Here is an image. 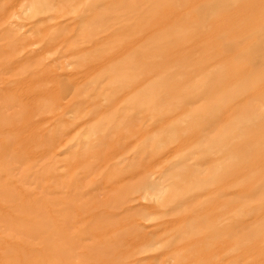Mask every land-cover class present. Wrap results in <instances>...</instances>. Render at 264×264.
I'll list each match as a JSON object with an SVG mask.
<instances>
[{
	"label": "rangeland",
	"instance_id": "1",
	"mask_svg": "<svg viewBox=\"0 0 264 264\" xmlns=\"http://www.w3.org/2000/svg\"><path fill=\"white\" fill-rule=\"evenodd\" d=\"M234 2L0 0L2 244L30 206L74 247L57 244L58 264H264V128L248 122L264 96L244 91L208 122L199 110L237 81L196 93L227 64L208 48L264 40V14ZM219 6L229 25L204 21Z\"/></svg>",
	"mask_w": 264,
	"mask_h": 264
},
{
	"label": "bare ground",
	"instance_id": "2",
	"mask_svg": "<svg viewBox=\"0 0 264 264\" xmlns=\"http://www.w3.org/2000/svg\"><path fill=\"white\" fill-rule=\"evenodd\" d=\"M184 1H187V0H184ZM256 1L257 0H236V2L232 3L228 9H235V11L237 12L249 10V11H252L256 17H259V16L262 17L264 13L263 11L259 10V7L255 3ZM158 4H160L159 6L157 5L158 7L154 6L153 9H149L148 11L149 15L151 14V16L153 17V20L155 21H157L161 17V15L163 13H166L170 8L169 4H167L166 2L158 3ZM221 7L222 6H219V8L215 7L214 9H211L210 13L208 14V16L206 17L204 21H207L209 19L220 18V19L226 20V21L225 20L222 21L223 22L222 25H229L232 19V15L228 16L224 13L222 14L223 10L219 11ZM222 15H226V16H222ZM170 18L175 19V16L174 17L170 16ZM227 22L229 24H227ZM202 28L203 26H201V29ZM226 28H229V26H227ZM240 30L241 29H239L238 32ZM202 34H200L199 36H201ZM178 38L180 41H183L182 37H178ZM228 38H231L230 43L223 41V42H219L218 44L213 45L210 49L208 48V54H212L213 52L216 51L215 54H217L219 58H221V56L225 57L226 63H227L225 65V68L223 66V69H220V71L217 72L216 75H214L213 78L215 81H214V85L212 86V88L211 86H204L202 91H197L196 93L203 96L205 101H208L210 94L215 92L217 88H220V87L226 88V86L230 82L237 81V82H234V85H238L237 86L238 89L235 91L226 90L224 95L220 96L219 98L218 97L214 98L216 100L215 103L205 105L199 110V111L205 112L207 116L206 120L208 122L214 121L215 120L214 118H216L217 114H219L220 112H224L226 110V105L234 101L236 97L244 91L253 90L255 95H258L259 97L264 96V44H263L264 40L258 39L256 42H254L255 47L254 48L250 47L249 49L248 47H246L247 43L249 42L247 39L243 38L244 39L243 41H238L237 37L236 38L228 37ZM235 49L236 51L234 53ZM227 59L229 61H227ZM258 66L261 67V69H259ZM211 76L213 75H209L208 77L207 76L205 77L210 78ZM251 77H255L256 79L255 83L253 85L252 84L245 85L244 81L247 82V80ZM244 103H247V102L244 101ZM252 105H254L252 102H250L249 104H245L246 106L245 108L247 107L248 108L244 110L242 109V111L240 112L243 118H245L246 120H248L249 118L248 116L253 113L252 110L254 109ZM230 113L232 112L230 111ZM257 116L259 117L252 118L250 116L251 119H249L248 122H251L250 120H252V122L255 123L254 125L257 127V132H261L264 128V114H259ZM9 124L12 125L13 123H10L8 121L7 122L2 121L0 123V128L7 127V125ZM248 150H252V149L246 146L245 144L244 152ZM254 164H256V162H251L248 165H246V167L247 166L250 167V165L253 166ZM235 168H240V165L236 166ZM239 171L240 170H237L236 172H239ZM253 182H254V179L249 178L248 183H251V184L250 185L248 184L247 188L250 191H253L254 189L251 187L254 184ZM256 184H257V181H256ZM6 198H9V196L7 195ZM15 208L17 209L18 207L16 206ZM23 211L26 213L27 218H24V217L22 219L19 218V223L11 224L10 225L11 228H9L7 232L6 231L4 232L5 234L4 235L5 237H3L4 243L2 244L0 242V259L2 258V261H0V264H58L57 262L63 261L64 258H66V255H64L65 253L60 249V247L57 244L60 245V242H64L66 244L67 249H73L74 247H72V245L69 244L68 240L66 239L67 237L61 236L60 234L55 232L54 231L55 229L53 228L50 229L49 223H46L40 219H37L38 217L42 218V215H43L42 208L31 210V207L28 206L25 209H23ZM13 233H15L16 235H21L20 236L21 240L19 244L11 243V238H13ZM52 238L54 239V241L51 240ZM34 242H38L42 245V248L40 251L37 252L33 249ZM19 246L22 248H26L27 252H21L20 250H18Z\"/></svg>",
	"mask_w": 264,
	"mask_h": 264
}]
</instances>
